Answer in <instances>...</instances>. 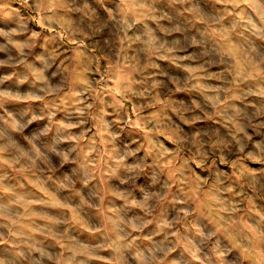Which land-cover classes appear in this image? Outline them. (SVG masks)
<instances>
[{"label": "clouds", "instance_id": "obj_1", "mask_svg": "<svg viewBox=\"0 0 264 264\" xmlns=\"http://www.w3.org/2000/svg\"><path fill=\"white\" fill-rule=\"evenodd\" d=\"M0 264H264V0H0Z\"/></svg>", "mask_w": 264, "mask_h": 264}]
</instances>
